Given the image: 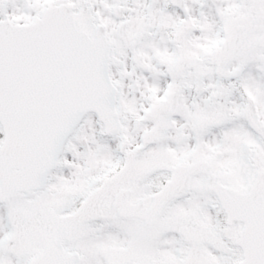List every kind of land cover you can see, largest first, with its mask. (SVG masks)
Returning <instances> with one entry per match:
<instances>
[{"label": "snow or ice", "instance_id": "snow-or-ice-1", "mask_svg": "<svg viewBox=\"0 0 264 264\" xmlns=\"http://www.w3.org/2000/svg\"><path fill=\"white\" fill-rule=\"evenodd\" d=\"M0 264H264V0H0Z\"/></svg>", "mask_w": 264, "mask_h": 264}]
</instances>
